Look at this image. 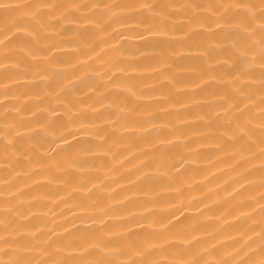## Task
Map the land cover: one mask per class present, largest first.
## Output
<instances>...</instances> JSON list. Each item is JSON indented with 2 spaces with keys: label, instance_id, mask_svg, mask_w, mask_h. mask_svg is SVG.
Returning <instances> with one entry per match:
<instances>
[{
  "label": "bare ground",
  "instance_id": "6f19581e",
  "mask_svg": "<svg viewBox=\"0 0 264 264\" xmlns=\"http://www.w3.org/2000/svg\"><path fill=\"white\" fill-rule=\"evenodd\" d=\"M0 264H264V0H0Z\"/></svg>",
  "mask_w": 264,
  "mask_h": 264
}]
</instances>
